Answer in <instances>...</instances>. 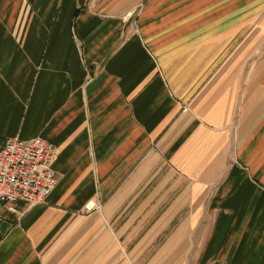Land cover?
I'll return each instance as SVG.
<instances>
[{"label": "crops", "instance_id": "1", "mask_svg": "<svg viewBox=\"0 0 264 264\" xmlns=\"http://www.w3.org/2000/svg\"><path fill=\"white\" fill-rule=\"evenodd\" d=\"M14 138L59 182L0 264H264V0H0Z\"/></svg>", "mask_w": 264, "mask_h": 264}, {"label": "built area", "instance_id": "2", "mask_svg": "<svg viewBox=\"0 0 264 264\" xmlns=\"http://www.w3.org/2000/svg\"><path fill=\"white\" fill-rule=\"evenodd\" d=\"M56 159V149L42 138L6 140L0 151V206L17 201L31 207L45 204L59 182Z\"/></svg>", "mask_w": 264, "mask_h": 264}, {"label": "rangeland", "instance_id": "3", "mask_svg": "<svg viewBox=\"0 0 264 264\" xmlns=\"http://www.w3.org/2000/svg\"><path fill=\"white\" fill-rule=\"evenodd\" d=\"M195 252L194 247L193 250L191 251L192 255H189L186 260H185V264H193L195 257L193 256V253Z\"/></svg>", "mask_w": 264, "mask_h": 264}]
</instances>
